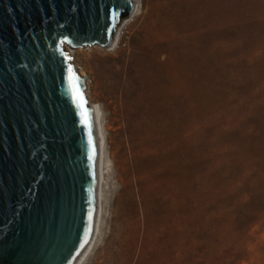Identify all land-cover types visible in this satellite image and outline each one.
<instances>
[{
    "label": "rangeland",
    "instance_id": "374dc122",
    "mask_svg": "<svg viewBox=\"0 0 264 264\" xmlns=\"http://www.w3.org/2000/svg\"><path fill=\"white\" fill-rule=\"evenodd\" d=\"M117 34L69 49L109 159L86 264H264V0H141Z\"/></svg>",
    "mask_w": 264,
    "mask_h": 264
},
{
    "label": "water",
    "instance_id": "95a60500",
    "mask_svg": "<svg viewBox=\"0 0 264 264\" xmlns=\"http://www.w3.org/2000/svg\"><path fill=\"white\" fill-rule=\"evenodd\" d=\"M137 0H0V264H77L99 207L100 146L68 49L113 45Z\"/></svg>",
    "mask_w": 264,
    "mask_h": 264
},
{
    "label": "bare ground",
    "instance_id": "6f19581e",
    "mask_svg": "<svg viewBox=\"0 0 264 264\" xmlns=\"http://www.w3.org/2000/svg\"><path fill=\"white\" fill-rule=\"evenodd\" d=\"M140 2H141V0H137L136 9H135L134 14L132 15V18L137 15L139 7H140ZM119 41H120V35L117 34L115 37V40L113 42V45L110 48H108V50L115 49L118 46ZM68 51L70 52V54H72V52L69 49H68ZM79 73L81 74V76L85 75L83 71H80ZM86 92H87V98L89 100V103L94 109L97 132H98V137H99V146H100L99 207H98V216H97L96 228H95L93 240L77 264H86L89 261L91 255L93 254L94 250L96 249V247L99 243V240L101 237L102 225H103V221H104V217H105V213H104L105 191H106V186L108 184L107 183V176L109 173V159L107 157V151H106L107 142H106V137H105L104 128H103L101 109H100V106L97 103L93 102L91 100V98L89 97L88 83H87V91ZM126 172H128L127 169H126Z\"/></svg>",
    "mask_w": 264,
    "mask_h": 264
}]
</instances>
